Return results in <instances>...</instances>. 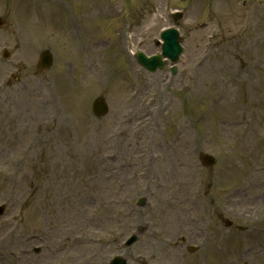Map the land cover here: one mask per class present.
Masks as SVG:
<instances>
[{"label": "rangeland", "instance_id": "rangeland-1", "mask_svg": "<svg viewBox=\"0 0 264 264\" xmlns=\"http://www.w3.org/2000/svg\"><path fill=\"white\" fill-rule=\"evenodd\" d=\"M176 12L177 73H148L134 56ZM0 17V264H264V0H0Z\"/></svg>", "mask_w": 264, "mask_h": 264}, {"label": "water", "instance_id": "water-1", "mask_svg": "<svg viewBox=\"0 0 264 264\" xmlns=\"http://www.w3.org/2000/svg\"><path fill=\"white\" fill-rule=\"evenodd\" d=\"M162 38L164 40V44L162 46V52L163 55L168 56L170 58H175L178 54V44L176 39V32L174 30H168L162 33ZM138 61L140 64H142L145 68H147L149 71H155L157 68H161L162 62L160 60V56H156L153 58H145L142 55H138ZM49 58L47 56V53L45 54V60L44 63L46 65L49 64ZM105 110V107L103 103L96 102L95 103V112L99 113L100 111L103 112ZM207 160V164H211L212 161L208 158H205ZM140 204H143V201H140ZM136 240V237H132L130 241L128 242V245L133 243ZM111 264H126L125 260L122 258H115V260Z\"/></svg>", "mask_w": 264, "mask_h": 264}, {"label": "bare ground", "instance_id": "bare-ground-1", "mask_svg": "<svg viewBox=\"0 0 264 264\" xmlns=\"http://www.w3.org/2000/svg\"><path fill=\"white\" fill-rule=\"evenodd\" d=\"M99 8H103V13H107V15H111V14H114V12H115V10H114V7H108V8H106V7H104L103 5H101ZM105 9H106V11L107 12H105ZM120 45H121V43H120ZM148 116H152V114H148V113H146L145 115H142V114H139L138 116H137V118H139V124H141V125H143V124H146V120H145V118H148ZM141 155V154H140ZM169 157H166L165 158V160L166 159H168ZM164 161V160H163ZM126 166H129L128 164L126 165ZM137 174L135 175V179H140V177L142 176V172H136ZM135 181H137V180H134V182ZM183 204H184V202H181L180 204H179V206L180 207H182L183 206ZM193 204L194 205H196L194 202H193ZM191 212H193V211H191ZM182 220H186V218H181V217H178V221L179 222H181Z\"/></svg>", "mask_w": 264, "mask_h": 264}]
</instances>
